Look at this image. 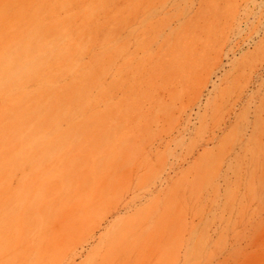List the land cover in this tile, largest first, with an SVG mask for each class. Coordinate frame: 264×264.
<instances>
[{
  "label": "rangeland",
  "instance_id": "obj_1",
  "mask_svg": "<svg viewBox=\"0 0 264 264\" xmlns=\"http://www.w3.org/2000/svg\"><path fill=\"white\" fill-rule=\"evenodd\" d=\"M0 264H264V0H0Z\"/></svg>",
  "mask_w": 264,
  "mask_h": 264
},
{
  "label": "bare ground",
  "instance_id": "obj_2",
  "mask_svg": "<svg viewBox=\"0 0 264 264\" xmlns=\"http://www.w3.org/2000/svg\"><path fill=\"white\" fill-rule=\"evenodd\" d=\"M23 31L27 32L30 36H32L36 41L37 45L34 43L33 47L34 49L36 48H41L39 49L43 54L45 52H50L55 49V46L57 42L63 38L64 36L69 35L71 30L69 29V22H63L62 24L58 25V30L56 32H52L50 30H46L44 27H41L38 25L37 19L32 20L28 25H22L19 26ZM71 45L72 46H79V39L76 37L74 39H71ZM45 46V47H44ZM30 53V50L25 51L22 54H15L14 59L15 64L12 66H7L5 68V76H16V77H23L27 75L34 74L36 72H41L42 71V63H43V57L41 56L40 58H33L31 56V63L29 66H24L22 63L23 61L21 60L22 58L28 57ZM72 54H69L71 58H74L71 56ZM8 54H4L3 58H6ZM75 91V87H70L69 89V95L71 96V100L76 99V97L73 99L75 95L73 92ZM81 96L77 99L79 100ZM70 100V103H71ZM69 109L67 106H57L53 105V111L50 113H45L41 116V121H47L49 124L53 127L57 126L56 120L63 115H67L69 113ZM57 114L59 115L57 117ZM39 130V126L37 127H31L28 129H23L22 132H25L27 137H30V140L28 139V143L26 144L27 148H30L34 143L37 144L38 138L35 136V132ZM67 130L64 131L66 133ZM33 133V134H32ZM49 151V150H47Z\"/></svg>",
  "mask_w": 264,
  "mask_h": 264
}]
</instances>
